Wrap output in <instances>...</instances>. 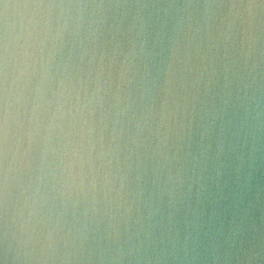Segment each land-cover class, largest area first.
I'll list each match as a JSON object with an SVG mask.
<instances>
[{"label":"clouds","instance_id":"1","mask_svg":"<svg viewBox=\"0 0 264 264\" xmlns=\"http://www.w3.org/2000/svg\"><path fill=\"white\" fill-rule=\"evenodd\" d=\"M0 264H264V0H0Z\"/></svg>","mask_w":264,"mask_h":264}]
</instances>
